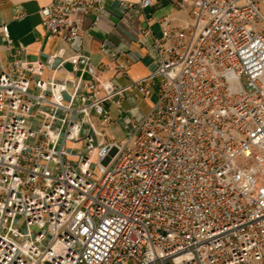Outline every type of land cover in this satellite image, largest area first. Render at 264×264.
Listing matches in <instances>:
<instances>
[{
    "label": "built area",
    "instance_id": "2783aa9c",
    "mask_svg": "<svg viewBox=\"0 0 264 264\" xmlns=\"http://www.w3.org/2000/svg\"><path fill=\"white\" fill-rule=\"evenodd\" d=\"M97 1L52 0L42 24L74 43ZM262 2L173 0L190 19L157 20V69L126 86L85 54L60 80L44 77L53 57L0 51V264H264ZM157 78L142 119L121 107Z\"/></svg>",
    "mask_w": 264,
    "mask_h": 264
},
{
    "label": "crops",
    "instance_id": "0c3cea01",
    "mask_svg": "<svg viewBox=\"0 0 264 264\" xmlns=\"http://www.w3.org/2000/svg\"><path fill=\"white\" fill-rule=\"evenodd\" d=\"M51 1L0 0V26L7 24L13 39V45L9 46L0 29V51L5 63L11 62L18 54L45 63L53 57L54 62L45 68L44 77H51L57 68L56 76L63 80L68 72L73 70L74 59L68 60L59 68L58 66L64 59L73 58L81 53L90 56L97 65L105 64L106 68L101 71L102 79L117 86H126L157 69L158 50L155 46V38L162 37V30L157 20L169 16L175 18L176 23L181 24L190 19L188 10L176 9L173 0H154L153 5L146 9L138 7L137 4L141 0H98L96 6L100 7V12L93 9L88 16H80L82 33L76 42L70 43L49 34L42 24L40 10ZM129 3L135 4V7H127ZM261 9L264 13V2L261 4ZM98 14L101 20L95 23ZM148 18H153L150 25L147 23ZM148 26L153 30V34L145 36L142 30ZM110 49L116 51L118 56L113 58L108 51ZM120 63L126 64L125 71L117 68ZM159 80L157 78L155 85L150 88L154 97H157ZM130 94L138 96L135 105L128 98L119 103L130 115L142 119L148 112L136 110L140 100L145 98L138 89L131 91ZM125 103L128 104L127 107L124 106ZM114 105H117L121 112L117 103H108L110 114ZM121 115L122 113L118 117L112 116L119 119ZM111 128L121 129L118 124Z\"/></svg>",
    "mask_w": 264,
    "mask_h": 264
},
{
    "label": "rangeland",
    "instance_id": "374dc122",
    "mask_svg": "<svg viewBox=\"0 0 264 264\" xmlns=\"http://www.w3.org/2000/svg\"><path fill=\"white\" fill-rule=\"evenodd\" d=\"M156 99V97L152 96V97H146L145 99L143 100H140L139 102V106H137V110L136 111H140V112H149L151 106H152V103L153 101ZM124 106H128V104H124ZM121 112H119L118 110V106L114 105L111 107V114L114 116V117H118L120 115ZM38 127V121L37 123L34 125V128H37ZM105 131H106V135L109 139L111 138H121L123 136V132L121 129L117 128V129H112L111 127H106L105 128ZM67 147L71 148H75V146L72 144V143H67Z\"/></svg>",
    "mask_w": 264,
    "mask_h": 264
}]
</instances>
